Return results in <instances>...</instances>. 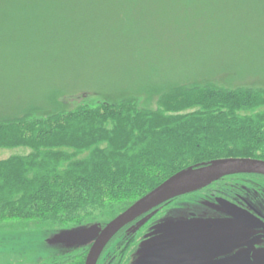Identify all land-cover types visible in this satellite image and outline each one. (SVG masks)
Instances as JSON below:
<instances>
[{
	"label": "trees",
	"instance_id": "1",
	"mask_svg": "<svg viewBox=\"0 0 264 264\" xmlns=\"http://www.w3.org/2000/svg\"><path fill=\"white\" fill-rule=\"evenodd\" d=\"M0 32H264V0H0ZM115 70L114 94H127L114 103L83 96L64 109L54 90L0 108V149L27 152L0 160V232L105 224L187 167L264 161V87Z\"/></svg>",
	"mask_w": 264,
	"mask_h": 264
},
{
	"label": "rangeland",
	"instance_id": "2",
	"mask_svg": "<svg viewBox=\"0 0 264 264\" xmlns=\"http://www.w3.org/2000/svg\"><path fill=\"white\" fill-rule=\"evenodd\" d=\"M54 33L0 32V108L39 103L54 90L66 109L83 96L117 102L127 93L114 94L113 87L123 85L114 82L115 69L212 72L221 85L264 87V32H87L94 36L85 42ZM82 49L87 55L78 54ZM138 80L131 82L132 89ZM25 153L0 149V160ZM55 233L1 231L0 264L34 263Z\"/></svg>",
	"mask_w": 264,
	"mask_h": 264
},
{
	"label": "flooded vegetation",
	"instance_id": "3",
	"mask_svg": "<svg viewBox=\"0 0 264 264\" xmlns=\"http://www.w3.org/2000/svg\"><path fill=\"white\" fill-rule=\"evenodd\" d=\"M218 200L232 205L231 210L241 215L245 219V224L239 226L241 224L235 223L234 217L225 213ZM151 213L141 216L121 229L103 249L96 264H138L137 250L140 244L151 237L157 225L167 219L185 223L193 219L228 221L233 226L236 225L228 231V234L238 233L239 236L222 239L223 245L217 243L214 253L199 251L202 248L199 246L202 241H192L190 243L194 251L167 253L165 264H235L229 263L232 259H244L249 264L258 262L264 264V175L262 174L241 173L223 177L191 196L179 197L163 204L146 223L137 228V224ZM180 234L179 237L177 234L176 238L181 241ZM47 239L44 242L45 251L34 255L35 262L26 260L23 264L85 263L90 245L81 247L67 244L50 245ZM219 250L227 252H219Z\"/></svg>",
	"mask_w": 264,
	"mask_h": 264
},
{
	"label": "water",
	"instance_id": "4",
	"mask_svg": "<svg viewBox=\"0 0 264 264\" xmlns=\"http://www.w3.org/2000/svg\"><path fill=\"white\" fill-rule=\"evenodd\" d=\"M241 173L264 175V161L251 158H224L187 167L169 177L107 223H93L56 231L53 236L47 237V243L50 245L67 244L73 247L90 245L84 264H96L103 249L113 237L141 216L152 212L137 224V228L146 223L154 215L156 209L163 204L201 191L223 177ZM218 201L223 206L225 213L234 217L235 223L241 224L239 226L245 224V219L231 210L230 206L232 205ZM233 227L236 225L233 226V224L223 220L193 219L186 223L174 219L164 220L155 227L151 237L140 244L137 250L138 264H165L167 253L194 251L191 243L195 240L202 241L199 244L202 246L199 251L214 253L216 251L214 247L217 243L220 246L223 245L222 239L228 236H239L238 233L228 234V231ZM177 234L178 237L179 234L181 235V241L178 237L176 238ZM219 252L227 251L219 250ZM231 262L249 264L244 259L229 260V263Z\"/></svg>",
	"mask_w": 264,
	"mask_h": 264
}]
</instances>
